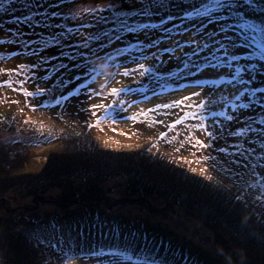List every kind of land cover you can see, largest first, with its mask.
I'll use <instances>...</instances> for the list:
<instances>
[{"label":"snow or ice","instance_id":"obj_1","mask_svg":"<svg viewBox=\"0 0 264 264\" xmlns=\"http://www.w3.org/2000/svg\"><path fill=\"white\" fill-rule=\"evenodd\" d=\"M81 0H71L74 6ZM66 0H56L55 3L49 0H0V14H9L11 18L8 23L16 26L13 32L4 28V22L0 21V32L16 39L11 43L17 46L10 54L12 56L34 58L31 71V79L48 80L51 75L60 73L61 69H69V65L63 63V59L76 61L77 56L84 59L81 49L92 51L95 45H91L89 40H94L100 45L94 55H99L104 48L120 41L121 47L117 45L110 51L104 52L109 61L114 63L118 69L116 75L131 78L132 83L139 84L138 77L145 76L151 72L157 84L160 83L158 73L164 65L175 59L178 64V71L174 73L176 81L183 78L195 77L193 84H181L182 89H192L195 85L199 90L193 91L191 96H185L184 100H193L194 97H201L204 93L212 97L207 103L216 105L211 110L206 109L203 102L195 105H186L189 109H196L188 113L182 119L173 123L165 120L152 119L149 127L161 125L167 131L159 136L160 140L172 143L175 137H170V132H176L178 124H184L185 120L198 121L195 124H184L187 130V139L182 141L190 148L198 152H205L198 157V162L211 161L209 165L215 172L226 174L229 178L235 179L240 169L244 170V177H252L254 184L241 187L236 199L248 197L264 203V87L259 83H264V21L256 23L252 21L247 10H251L257 15H264V0H200L199 4L183 5L182 13L176 15L168 14L160 17V23H143L136 27L129 24V20L135 16H143L151 20L160 13L161 8L169 9L167 0H136L139 8L130 13H125L120 7V0H112L109 9H97L98 12H113L114 18L109 21L106 15L96 16L92 13L94 23H85L77 20L75 23L79 27H70L72 18L67 16L66 10L51 11V9H61ZM22 6L23 15L15 16L16 5ZM119 21V28L105 30L103 33L95 32L96 26L104 23H116ZM179 20V23L176 21ZM61 21L64 23L62 24ZM171 23V27H167ZM93 29V33L85 36L82 29ZM57 29L59 31H57ZM151 30V31H150ZM152 31L162 33L158 38H150ZM122 32L133 34L136 43L128 41L124 44L125 37ZM173 33L184 38L174 40ZM143 35L147 42L139 39ZM79 39L81 42L76 43ZM168 41H174L172 46L167 45ZM5 43L0 39V45ZM55 48L56 53L49 56L44 53L48 49ZM149 50H152L149 55ZM3 49L0 48V53ZM138 55H132V53ZM177 52L179 55H177ZM121 57H124L121 60ZM3 56L0 55V59ZM151 60L152 67L146 68L143 61ZM59 61L53 64L52 61ZM131 64L137 67H131ZM87 63V61H86ZM72 68L83 69L85 65L76 62ZM119 69H124L119 71ZM71 70V69H69ZM36 72L43 73L39 77ZM210 77V78H209ZM81 81L74 88L63 91L69 83ZM95 83V77L85 75L82 79L77 75L68 80L53 82L49 88H37L36 91L23 90L22 95L30 98L28 107L33 111L54 110L52 115L63 124L73 122L85 132L99 128L102 122L116 124L118 121H132L133 124H147L150 113L157 115H173V113H161V109H172L180 107L184 101L172 104L158 105L149 108L147 111L140 109L131 115H124L133 108L134 101L124 97L122 93H137L149 100L146 93L148 88H116L112 87L109 95L114 97L110 103L90 104L89 101L100 97L101 93L90 87ZM0 87L11 88L12 85L4 84ZM163 87V86H162ZM23 89V84L20 85ZM17 89L13 88V91ZM153 96L160 95L153 87ZM220 97L217 105L215 97ZM232 97V102L228 97ZM83 98V99H81ZM107 100V97H101ZM202 98V97H201ZM12 103H20L13 100ZM138 107V106H137ZM223 110H216V108ZM104 116H100V112ZM116 129L113 128L112 131ZM122 135L124 133H121ZM199 134V135H197ZM176 135H179L176 132ZM154 146V145H153ZM151 150V149H149ZM180 148H177V152ZM196 153H193L195 155ZM183 163L190 164L193 161L184 160ZM236 166V170L232 166ZM201 173L207 172V168H202ZM211 179V176H209ZM254 189V191H248ZM80 234L77 233V237ZM135 235V234H134ZM114 236L113 239H117ZM29 239L39 246H43L45 251L51 250L46 257L45 264H51L52 258L63 261L70 250L80 248L78 239L72 235L71 226L65 230L64 226L56 220H50L47 224L37 223L29 232ZM147 243H152V249H147L139 257L135 252L129 254L119 248L89 249V254L82 256L83 260L95 257L99 264H159L155 253L166 247L165 242L160 240L153 242L144 237ZM107 258V259H104ZM184 264H196V260L190 256H181Z\"/></svg>","mask_w":264,"mask_h":264},{"label":"rangeland","instance_id":"obj_2","mask_svg":"<svg viewBox=\"0 0 264 264\" xmlns=\"http://www.w3.org/2000/svg\"><path fill=\"white\" fill-rule=\"evenodd\" d=\"M49 2L55 3L56 0H49ZM70 2H66L61 9H51V11L66 10L67 16L72 18V22L69 23L70 27H79V24L75 23L77 20L85 23H94L92 13H95L96 16L106 15L109 17V21L114 18L113 12L105 11L101 13L97 11V9H109L112 0H81L80 3L74 6ZM167 3L170 8L167 10L161 8L160 13L151 20L143 16H135L129 20V24L133 27L143 23L159 24L161 16L166 18L168 14H172L178 17L183 11V5L199 4L200 0H167ZM15 7L17 9L15 16L23 15L22 6L17 4ZM120 7L125 13H130L138 9L139 5L136 3V0H120ZM247 11L252 21L259 23L261 20H264V15H257L251 10ZM10 18L11 16L9 14H0V21L4 22V28L11 29L14 32L16 26L8 23ZM61 23L63 24L64 22L61 21ZM176 23H179V20ZM171 26V23L167 25V27ZM119 27V21L117 20L116 23L109 22L97 25L95 32L102 34L105 30ZM57 31L59 30L57 29ZM82 31H84L85 36L93 33V29L91 28L86 30L82 29ZM121 35L125 37L124 44H127L128 41L136 43L133 34L122 32ZM161 35L162 33L159 31H152L149 39L158 38ZM173 37L174 40H181L182 42L184 40L183 37L176 33H173ZM0 39L5 41L3 45H0V48L3 49V52L0 53L3 56L0 59V85L9 83L12 85L11 88L0 87V107L15 114L24 113L29 120V126L33 127L38 133L36 135L38 139L30 136V134L26 135L22 133L23 131L12 132L9 135L5 133L0 135V145H6L12 151V157L15 153L20 152L24 154L25 151L40 156V153L45 149L64 142L60 138V131H63L67 134L74 133L76 135L75 137L80 139V144L83 142V137H86L89 141L96 143L102 142L105 147H109L114 152L120 151L119 149L121 148L123 152L127 151L130 153L131 151H135L138 156L144 152H148L151 160L163 163L169 167L178 168L186 177H198L206 185H210L225 193L227 195L226 202L236 199L241 187L246 188L248 184L255 183L252 177H244L241 179L244 173L243 169H240L235 179H231L226 174L215 172L209 166L211 161L198 162V157L206 154L210 150L198 152L196 149L190 148L187 143H183V147H181L182 141L187 139V130L184 128V124H195L198 121L185 120L184 124H178L176 132L179 135H176V132L169 133L170 137H175L172 143H167L165 140L159 139L161 133L167 131L163 126L159 124L152 127L148 126L152 119L165 120L168 123L182 119L191 111L196 110L187 108L186 105L189 103L195 105L197 102H203L207 110L216 107V105L207 103L212 97L204 93L201 94L202 98L194 97L191 101L184 100L185 96H191L193 91L199 89L195 85L192 89H182L179 87L181 84H193L196 78H183L177 82L174 73L178 71V62L175 59L167 62L158 73L160 77L159 84L153 79L151 72L146 73L143 77H138L140 83L136 84L132 83L129 77L117 76L118 69L104 55V52L110 51L117 45L123 47L124 45L120 44V41H116L115 44L107 46L99 55H94L93 53L98 50L100 45L94 40H89L90 46H95L92 48V51H88L87 49L80 50L83 52L84 59H81L80 56H77L76 61H68L66 58L63 59V63L68 64L71 70L61 69L60 73L51 75V79L48 80H40L38 78L33 80L31 79L32 71L30 69L34 58L12 56L10 54L17 48L15 44L11 43L12 40L16 39L15 36H9L0 32ZM139 39L145 43L147 42V39L142 34L139 36ZM75 42L80 43L81 41L77 39ZM173 43L174 41H168L167 45L162 44L161 48L172 46ZM151 51L149 50V55ZM55 53L56 49L50 48L44 54L51 56ZM132 55H138V53L134 52ZM177 55H179L178 52ZM123 59L124 57H121V60ZM76 62L85 65V68H72ZM52 63L58 64L59 61L53 60ZM143 63L146 68L152 67L150 59L143 61ZM130 66L137 67V65L131 64V62ZM123 70L119 69V71ZM41 75L44 74L36 72L37 77ZM77 75L81 76L82 79L85 75L95 77V83L90 85V87L98 90L101 96L89 101L90 104L98 102L110 103L115 99L109 95L112 87L118 89L129 86L132 88H148L149 91L146 94L151 97L149 100H145L144 96L139 92L131 94L122 93L124 97L134 101L133 108L129 112L124 113V115L134 114L141 108L147 111L149 108H154L158 105L172 104L181 100L184 101V104L177 108L161 109V113H173V115L150 113L147 124H133L132 121H118L116 124L102 122L100 127L104 128L103 132L99 128L85 132L81 127L75 126L72 121L69 124H63L57 121L55 116L52 115V111L54 110L41 111L38 109L33 112L27 106L30 98L21 94L23 90L36 91L37 88L52 87L54 81L59 83L60 81L68 80ZM79 83L81 81L69 83L63 91L67 92L68 89L74 88ZM257 83L259 86L264 87V83H259V80ZM22 84L24 86L23 89L20 88ZM153 87L160 95H152L151 89ZM13 88L17 90L13 91ZM101 97H107L108 99L104 100ZM13 100H19L20 103H12ZM215 100L218 105L220 97H215ZM228 101L232 102L231 96L228 97ZM216 110L223 109L217 107ZM99 115L104 116V113L101 111ZM37 124H40L41 129L37 128ZM113 128L116 130L112 131ZM121 133L124 134L122 135ZM177 148H180L179 152H177ZM193 153L196 154L193 155ZM184 160L193 161V163L185 164L183 163ZM202 168H207L208 171L201 173L200 170ZM232 169L235 171L236 166L233 165ZM209 176H211V179H209ZM110 184L111 189H116V183ZM105 188L107 189L109 187L105 184ZM248 191H254V189H248ZM244 197L249 201L251 211L258 216L259 223H264V203L248 197L247 194ZM104 198L98 200L95 211L89 215H80L78 214L77 206L69 201H58L46 206L41 204L45 200L36 196L32 198L33 201L31 202H27L25 196H14L12 198L14 203H2L3 208L0 207V218H3L5 221H11L14 224V229L20 228L22 223H29V225L35 226L37 223L47 224L53 219L63 225L65 230L71 226L72 235L75 239H78L83 252H80L78 249L68 251L63 264H71L82 258V256L88 255L90 247L98 249L103 246L105 250L119 248L129 254L135 252V256L139 257L145 253V245L147 249H152L154 246L152 243H147L144 240L145 236L153 242L160 240L165 242L166 247L159 249L155 253L159 264H184L181 256L194 258L196 264H263L255 248L246 244L245 239L239 236L235 237L228 227L221 226V229H216L210 224L202 223L199 217L192 216L186 212L170 211L168 206L163 207L159 203V205H156V203L152 204L146 200H142L140 203L147 205L152 210L151 213H144L142 209L136 208L118 210V208L124 207L121 206L124 205V200L113 201L109 197ZM103 206H107L108 209H105ZM135 206L141 207L143 205L138 204ZM68 213H72L69 218L66 217ZM175 215L180 218L186 217V220H179ZM77 233L80 234L78 237ZM114 236L118 238L113 239ZM30 243L33 251L28 257L29 264H45L46 257L49 256L51 250L45 251L43 246L35 245L31 240ZM93 258L95 257H90L89 259ZM27 263L20 257L19 253L3 248L0 245V264ZM57 263H61V261L53 257L51 264ZM122 264H129V262H122Z\"/></svg>","mask_w":264,"mask_h":264},{"label":"trees","instance_id":"obj_3","mask_svg":"<svg viewBox=\"0 0 264 264\" xmlns=\"http://www.w3.org/2000/svg\"><path fill=\"white\" fill-rule=\"evenodd\" d=\"M29 125L24 113L15 114L0 107V135L23 131L38 139L37 131ZM37 128L41 129L40 124ZM75 136L60 131L64 142L45 149L40 156L25 151L12 157V151L0 145V207L3 208V202L14 203V196H25L27 202L36 196L44 199L41 204L46 206L69 201L77 206L78 214L89 215L96 210L98 200L109 197L125 201L118 210L136 208L151 213L147 205L140 203L146 200L168 206L170 211L199 217L202 223L216 229L228 227L235 237L245 239L246 244L255 248L264 264V223H259L245 197L226 202L225 193L198 177H186L178 168L151 160L148 152L139 156L135 151L123 152L122 148L114 152L102 142L86 137L80 144ZM110 183H116V189H111ZM138 204L143 206L136 207ZM13 225L0 218V245L16 251L29 264L28 257L33 251L29 232L34 226L22 223L14 229Z\"/></svg>","mask_w":264,"mask_h":264},{"label":"bare ground","instance_id":"obj_4","mask_svg":"<svg viewBox=\"0 0 264 264\" xmlns=\"http://www.w3.org/2000/svg\"><path fill=\"white\" fill-rule=\"evenodd\" d=\"M71 251V250H70ZM104 259H107V258H104ZM99 264V262L97 261L96 258H93V259H88V260H83L82 261V258L72 262L71 264ZM57 264H61V263H57Z\"/></svg>","mask_w":264,"mask_h":264}]
</instances>
